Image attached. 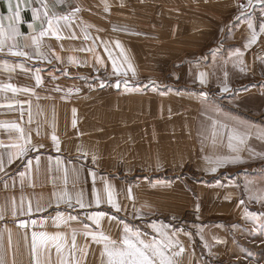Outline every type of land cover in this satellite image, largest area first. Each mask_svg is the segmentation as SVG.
<instances>
[{
	"label": "crops",
	"instance_id": "obj_1",
	"mask_svg": "<svg viewBox=\"0 0 264 264\" xmlns=\"http://www.w3.org/2000/svg\"><path fill=\"white\" fill-rule=\"evenodd\" d=\"M10 2L11 12L8 0H0V262L108 264L106 244L124 250L125 239L140 244L142 236L150 244V236L159 238L134 224L150 217L149 188L161 184L143 174L203 156L199 151L213 147L215 132L225 131L223 120L232 117L215 116L209 93L244 84L236 92L264 94L263 83L246 85L252 83L248 77L264 78V2L250 7L234 0ZM17 7L19 22L9 19ZM253 32L255 42L246 47ZM19 52L25 55L14 54ZM184 58L186 63L176 64L173 88L159 95L151 89L136 93L130 84L107 101L82 94L87 76L130 78L145 74L138 66H150L147 62ZM105 182L119 212L107 202ZM78 197L88 207L80 208ZM96 212L105 213L99 226L87 219ZM58 214L77 219L58 223ZM85 225L108 241L85 235ZM56 233L61 235L52 239ZM143 250L159 264V256Z\"/></svg>",
	"mask_w": 264,
	"mask_h": 264
},
{
	"label": "rangeland",
	"instance_id": "obj_2",
	"mask_svg": "<svg viewBox=\"0 0 264 264\" xmlns=\"http://www.w3.org/2000/svg\"><path fill=\"white\" fill-rule=\"evenodd\" d=\"M147 63L150 66H138L145 74L130 78L87 76V84L80 85L82 94L86 100L107 101L112 92L124 89L128 86L125 81L130 80L127 84L134 85L136 93L151 89L159 95L173 88L176 64L182 66L186 59ZM247 82H252L247 86H259L264 78L248 77ZM243 85L226 93H209L215 116L232 118L223 120V133L215 132L213 147L199 151L206 154L184 157L182 164L143 174L151 184H161L149 188L150 217L143 222L135 220L134 224L136 229L144 228L159 236H150V244L157 241L172 264H264V138L260 136L264 131V94L236 92ZM239 94L245 97H237ZM235 100L245 104L235 105ZM236 157V163L224 162ZM213 167L216 171L211 170ZM153 224L160 231L150 227ZM169 239L173 244L166 247Z\"/></svg>",
	"mask_w": 264,
	"mask_h": 264
},
{
	"label": "snow or ice",
	"instance_id": "obj_3",
	"mask_svg": "<svg viewBox=\"0 0 264 264\" xmlns=\"http://www.w3.org/2000/svg\"><path fill=\"white\" fill-rule=\"evenodd\" d=\"M249 7L251 6V0H249ZM8 7H9V11H12V5L10 0H8ZM107 10V8H106ZM45 15H47V13H45ZM33 18L36 19L37 18V12L34 10L33 13ZM10 20H14L15 22H19L20 20V12H19V8L17 7V9L14 12V16L9 18ZM66 19V17H65ZM11 26V25H10ZM249 27L251 28L252 25L249 24ZM49 28H51V21L49 22ZM18 32V30H16ZM261 31H264V29H261ZM3 34V25H2V19H0V35ZM55 34V33H53ZM41 35H44V33H41ZM59 38V37H58ZM256 39V33L253 32L251 39L248 41V44H246L245 46H249L250 44L254 43ZM117 47H120V44L118 41L115 42ZM105 51H108L109 45L105 42L103 44ZM15 55H25V53L19 52V53H14ZM108 55L109 58L111 59V52L108 51ZM97 62L100 63V58H97ZM113 70L114 72H118V66L116 64V62L113 60ZM129 70L133 71V75L135 74L134 69L131 68V65L129 64ZM198 79L200 80V83L203 84L205 83V79H204V74L201 73L198 77ZM36 81L37 84H39L40 81V77L37 76L36 77ZM120 81L118 80L116 82V86L119 87L120 85ZM104 85L101 84V87H103ZM125 86H127V82L125 81ZM222 92H227L228 88L224 87L221 89ZM260 136L262 138H264V131H261ZM53 141H56V136L53 135L52 136ZM241 142H243V140L241 139ZM42 147V145H41ZM239 161V158L236 157L234 159L231 160H226L224 161L225 163H236ZM93 162H95V157H93ZM212 171H216V168L213 167L211 169ZM91 175L93 176V182L95 181V173H91ZM105 192L107 193V202L114 208L116 209L117 212L120 211V206L114 201L113 196H112V188L111 186L105 182ZM93 195L94 197H96V204L99 205L102 201L100 199V197L96 194V190L95 187H93ZM77 204L79 205L80 208H86L88 207V205H85V203H83L79 197L77 198ZM69 207H72V204L69 202L68 204ZM198 205H197V210H198ZM105 216V213L103 212H96L94 214H90L88 215L87 219L91 220L94 224H96L97 226H99V222L101 220V218H103ZM58 223L59 222H66V220H76L77 217L76 216H68L67 218H65L62 215H59L57 217L54 218ZM33 223H35V221H33ZM22 226H25L22 224ZM150 227H153L154 230L160 231V229L157 228V226L155 224L150 225ZM84 233L85 235H91L93 240H97L99 238V240L102 241H108V237L104 236L102 233L99 234V237L97 236L96 233L94 232H89L88 231V225L84 226ZM162 235H165V238L167 239L166 234L162 233ZM41 238H44L47 236V234L45 233H40L39 234ZM61 234L60 233H56L55 236L52 237V239H55L56 237H59ZM37 239V233H33V244H34V248H35V242ZM220 242V241H218ZM123 243L125 245H127V248L124 250H120L118 248H109L108 245H105V253L107 254L109 261L108 264H152V260L146 255L145 251L143 249H150L153 253V255L159 256L160 257V264H172V261L168 258H166L163 254V252L160 250V248L158 247V245L153 242L152 244H145L143 241H140L139 243L142 245V247H137V245L133 242H131L128 239H125L123 241ZM162 243V242H161ZM176 244H179V241H175ZM173 244V241H171L169 239V243L168 245H165L166 247L171 246ZM73 248H75V232H73ZM61 247L59 244H57V252H60ZM181 251H183V248L181 247L180 249ZM0 264H2V262H0ZM61 264H68L67 261L62 260Z\"/></svg>",
	"mask_w": 264,
	"mask_h": 264
},
{
	"label": "built area",
	"instance_id": "obj_4",
	"mask_svg": "<svg viewBox=\"0 0 264 264\" xmlns=\"http://www.w3.org/2000/svg\"><path fill=\"white\" fill-rule=\"evenodd\" d=\"M241 3L242 2H249V0H239ZM262 3V2H264V0H251V3Z\"/></svg>",
	"mask_w": 264,
	"mask_h": 264
}]
</instances>
